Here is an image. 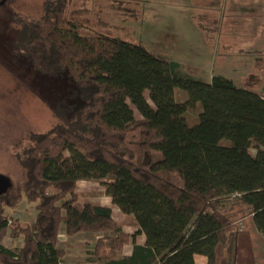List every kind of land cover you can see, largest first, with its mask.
Segmentation results:
<instances>
[{
    "label": "trees",
    "instance_id": "obj_1",
    "mask_svg": "<svg viewBox=\"0 0 264 264\" xmlns=\"http://www.w3.org/2000/svg\"><path fill=\"white\" fill-rule=\"evenodd\" d=\"M84 2L46 4L42 18L16 39L14 67L23 57L35 71L65 73L76 84L79 101H61L54 114L65 120L80 108L70 121L30 135L18 155L24 182L4 177L0 264H68L61 227L66 237L107 234L87 262L73 264H195L196 254L235 264L237 221L249 218L264 234V93L223 74L207 82L132 35L105 34L109 26ZM110 7L135 16L124 0ZM198 26L208 38L218 29L201 18ZM88 28L102 32L85 33ZM93 170L121 213L133 216L134 233L123 230L108 206L78 207V182ZM23 202L36 210L25 226L6 214ZM155 225L164 238L159 255ZM141 235L144 244L137 242ZM9 238L22 244L11 249Z\"/></svg>",
    "mask_w": 264,
    "mask_h": 264
},
{
    "label": "rangeland",
    "instance_id": "obj_2",
    "mask_svg": "<svg viewBox=\"0 0 264 264\" xmlns=\"http://www.w3.org/2000/svg\"><path fill=\"white\" fill-rule=\"evenodd\" d=\"M115 1L84 2L109 26L105 34L132 35L156 55L180 62L189 73L207 82L214 75L223 74L242 89L264 93V0H124L135 13L132 17L111 8ZM49 3L52 0H8L0 6V176L14 184L26 180L18 155L30 143V135L46 133L57 124L70 121L80 108L70 111L65 120L54 114L61 101L65 100L64 106L79 101L77 86L67 74L53 77L41 74L22 56L17 67L11 63V58L15 59L13 52H18L15 43L22 38L25 25L40 20ZM200 18L206 27L212 29L217 25L215 33H218L208 38L207 32L198 26ZM84 31L92 35L102 32L96 28ZM5 68H9V75ZM12 75L19 76L26 84H19ZM78 192V207L87 202L104 204L112 209L114 220L124 231L137 230L133 216L123 215L106 195L96 170L79 180ZM181 211L195 214L186 207ZM6 214L11 221L18 219L25 226L34 221L36 210L23 202L17 208L7 207ZM64 229H60V246L66 250L64 263L68 264L87 262L97 239L107 235L82 232L66 237ZM153 230L159 255L164 250V238L156 225ZM236 236L235 264H264V234L253 229L249 218L237 221ZM144 240V235L137 238L141 244ZM17 244H22V238L16 241L9 238L6 242L11 248ZM130 248V245L125 248V254ZM205 260L206 264H212L208 258Z\"/></svg>",
    "mask_w": 264,
    "mask_h": 264
},
{
    "label": "crops",
    "instance_id": "obj_3",
    "mask_svg": "<svg viewBox=\"0 0 264 264\" xmlns=\"http://www.w3.org/2000/svg\"><path fill=\"white\" fill-rule=\"evenodd\" d=\"M103 204V203H102ZM104 205V204H103ZM61 238H64L61 236ZM60 242H61V239H60ZM145 242V240H144ZM144 242L142 244H144ZM141 244V243H140ZM132 251V247L130 248V250L128 251L127 254H130ZM207 257L205 255H202V254H196L194 256V261H195V264H206V259Z\"/></svg>",
    "mask_w": 264,
    "mask_h": 264
},
{
    "label": "water",
    "instance_id": "obj_4",
    "mask_svg": "<svg viewBox=\"0 0 264 264\" xmlns=\"http://www.w3.org/2000/svg\"><path fill=\"white\" fill-rule=\"evenodd\" d=\"M7 0H1L0 6L3 5ZM7 183L4 177L0 176V193L4 192L7 189Z\"/></svg>",
    "mask_w": 264,
    "mask_h": 264
},
{
    "label": "flooded vegetation",
    "instance_id": "obj_5",
    "mask_svg": "<svg viewBox=\"0 0 264 264\" xmlns=\"http://www.w3.org/2000/svg\"><path fill=\"white\" fill-rule=\"evenodd\" d=\"M0 1H1V0H0ZM54 1H55V0H52V3H53ZM6 2H8V0H7ZM6 2H5V3H6ZM5 3H4V4H5ZM49 4H51V3H49Z\"/></svg>",
    "mask_w": 264,
    "mask_h": 264
},
{
    "label": "built area",
    "instance_id": "obj_6",
    "mask_svg": "<svg viewBox=\"0 0 264 264\" xmlns=\"http://www.w3.org/2000/svg\"><path fill=\"white\" fill-rule=\"evenodd\" d=\"M11 221V220H10ZM18 245H16V246H14L13 248H15V247H17ZM10 248H11V246H9ZM13 248H11V249H13Z\"/></svg>",
    "mask_w": 264,
    "mask_h": 264
}]
</instances>
